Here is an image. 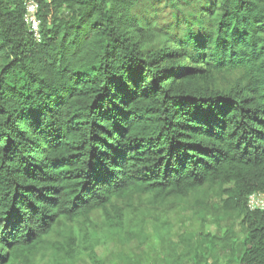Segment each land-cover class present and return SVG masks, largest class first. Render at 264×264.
Instances as JSON below:
<instances>
[{
	"label": "trees",
	"instance_id": "1",
	"mask_svg": "<svg viewBox=\"0 0 264 264\" xmlns=\"http://www.w3.org/2000/svg\"><path fill=\"white\" fill-rule=\"evenodd\" d=\"M29 1L0 0V264L131 195L228 184L234 261L264 264L247 204L264 194V0H34L40 42Z\"/></svg>",
	"mask_w": 264,
	"mask_h": 264
},
{
	"label": "rangeland",
	"instance_id": "2",
	"mask_svg": "<svg viewBox=\"0 0 264 264\" xmlns=\"http://www.w3.org/2000/svg\"><path fill=\"white\" fill-rule=\"evenodd\" d=\"M231 188L207 186L187 197L131 195L105 212L62 222L18 264H164L168 251L186 254L184 263L193 264L194 249H212L207 264H236L246 233L226 194Z\"/></svg>",
	"mask_w": 264,
	"mask_h": 264
},
{
	"label": "built area",
	"instance_id": "3",
	"mask_svg": "<svg viewBox=\"0 0 264 264\" xmlns=\"http://www.w3.org/2000/svg\"><path fill=\"white\" fill-rule=\"evenodd\" d=\"M38 11H39V3L37 1H29L26 3V13L24 17V21L32 33L34 39L37 42L41 41V33L40 27L41 22L38 18ZM248 208L251 211H262L264 212V194L263 193H253L248 197L247 200Z\"/></svg>",
	"mask_w": 264,
	"mask_h": 264
}]
</instances>
